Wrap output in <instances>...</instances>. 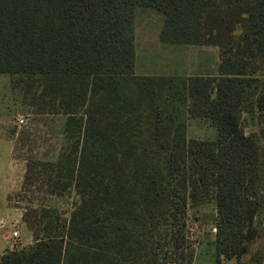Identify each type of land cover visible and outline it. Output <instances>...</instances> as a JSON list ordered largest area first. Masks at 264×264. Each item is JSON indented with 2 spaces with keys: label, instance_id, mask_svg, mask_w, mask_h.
I'll list each match as a JSON object with an SVG mask.
<instances>
[{
  "label": "trees",
  "instance_id": "trees-1",
  "mask_svg": "<svg viewBox=\"0 0 264 264\" xmlns=\"http://www.w3.org/2000/svg\"><path fill=\"white\" fill-rule=\"evenodd\" d=\"M137 6L163 14L161 41L217 46V72L136 73ZM0 73L45 126L14 142L32 242L0 264H193L186 213L209 200L217 244L249 252L264 215V0H0ZM193 118L214 137L188 138ZM61 196L69 209L45 202Z\"/></svg>",
  "mask_w": 264,
  "mask_h": 264
},
{
  "label": "rangeland",
  "instance_id": "rangeland-1",
  "mask_svg": "<svg viewBox=\"0 0 264 264\" xmlns=\"http://www.w3.org/2000/svg\"><path fill=\"white\" fill-rule=\"evenodd\" d=\"M163 14L151 7L137 6L133 16V36L135 46L134 71L136 73H202L217 72L220 49L212 45L186 43H167L159 39ZM22 117L24 122L15 120ZM28 110L21 105L18 92L10 87L9 75L0 73V176H4L0 185V253L6 249L22 247L32 242L30 231L21 222L23 202L17 197L24 170V149L14 150V142L20 130L41 133L45 126L31 120ZM245 131L254 127V121L248 114L242 116ZM214 125L206 119H189L186 127L188 138H212ZM36 143H41L35 137ZM12 145V159L9 160V148ZM40 151L44 144L37 146ZM27 155V154H26ZM11 161V162H10ZM0 183V184H1ZM46 204L61 209H69L70 198L66 196L50 197ZM3 204L9 206L4 208ZM215 204L213 200L190 206L186 213V229L191 248L194 249L193 264H244L251 256L264 250V215L257 217L260 235L252 241L249 252L239 258L233 248L218 245L216 241ZM215 228V230L213 229ZM16 230L17 236H12ZM218 255V258H217Z\"/></svg>",
  "mask_w": 264,
  "mask_h": 264
},
{
  "label": "crops",
  "instance_id": "crops-1",
  "mask_svg": "<svg viewBox=\"0 0 264 264\" xmlns=\"http://www.w3.org/2000/svg\"><path fill=\"white\" fill-rule=\"evenodd\" d=\"M164 74H174V73H164ZM184 74H189V73H184ZM197 74H202V73H197ZM12 150H13V148H12V145H11L10 148H9V153H8V155H9V160H13V159H12V155H11ZM10 162H11V161H10ZM3 178H4V176H0V183L2 182ZM0 185H2V183H1ZM3 205H4V208H5V209H8V208H9V206H8L7 204H3Z\"/></svg>",
  "mask_w": 264,
  "mask_h": 264
},
{
  "label": "built area",
  "instance_id": "built-area-1",
  "mask_svg": "<svg viewBox=\"0 0 264 264\" xmlns=\"http://www.w3.org/2000/svg\"><path fill=\"white\" fill-rule=\"evenodd\" d=\"M15 122L17 123V124H22L23 122H24V119L22 118V117H18L16 120H15ZM214 230H215V228H213ZM12 236H17V231L16 230H14L13 232H12Z\"/></svg>",
  "mask_w": 264,
  "mask_h": 264
}]
</instances>
